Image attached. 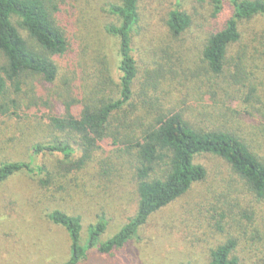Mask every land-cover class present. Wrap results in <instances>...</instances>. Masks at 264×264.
I'll return each mask as SVG.
<instances>
[{
    "label": "trees",
    "instance_id": "16d2710c",
    "mask_svg": "<svg viewBox=\"0 0 264 264\" xmlns=\"http://www.w3.org/2000/svg\"><path fill=\"white\" fill-rule=\"evenodd\" d=\"M210 1L215 14L226 6L231 16L204 39V66L192 73L191 88L203 93V87L223 86L227 96L232 97L233 90L229 89L242 86L249 88L243 102L256 99L260 104L259 90L264 91V72L260 71L264 69L256 61L264 60V45L253 48L259 58L251 55L250 48L255 35L251 25L264 20V0ZM144 2L121 0L109 8L117 23L108 25L106 30L117 39V60L113 63L100 53L89 63L86 54L74 51L75 42L60 25L57 0H0V114L10 117L14 114L12 109H19L22 104H28L32 111L44 107L55 113L48 119L36 117L31 125L41 134L30 146L27 160L0 161V186L16 175H25L55 198L56 194L70 195L71 190L81 186L80 173L96 162L98 175L105 179L115 177L110 176L117 165L129 169L137 188V212L107 241H101L108 223L105 211L98 216L97 224L88 228L85 243L81 216L61 210L46 214L49 221L68 234L71 249L64 264H80L91 250L107 255L124 247L153 215L205 182L209 172L202 158L213 156L225 163L230 178L221 192H214L212 211L221 212L211 220L213 227L227 234V239L211 251L210 264H246L237 254L239 230L259 226L256 206H264V154L259 148L264 146V140L258 141L257 147L255 141L243 138L233 129L206 126V118L205 122H195L185 111L165 105L171 103L172 94L167 90L171 87L167 83L169 78L172 81L174 69L167 77L168 62L164 64L156 57L169 51L170 38L181 39L190 31L194 20L180 9L181 0H176V8L159 24L163 30V36L159 35L161 51L152 50V65L147 66L136 58L134 47ZM237 45L240 49L235 52ZM69 56L82 59L81 66L83 59L85 62L77 73L70 67L62 77L58 60ZM141 65L145 66L143 76ZM84 70H89L86 77L81 72ZM61 77L62 83L57 86ZM236 90L241 91L238 87ZM212 96L216 98L217 94ZM187 102L185 97L182 104ZM217 109L212 114L192 111L197 113L193 114L195 118L208 116L213 120L218 116ZM253 109L264 118V104ZM46 121L49 129L45 134ZM106 147L111 149L112 158L100 161L99 157L108 154Z\"/></svg>",
    "mask_w": 264,
    "mask_h": 264
},
{
    "label": "rangeland",
    "instance_id": "374dc122",
    "mask_svg": "<svg viewBox=\"0 0 264 264\" xmlns=\"http://www.w3.org/2000/svg\"><path fill=\"white\" fill-rule=\"evenodd\" d=\"M57 1L59 10L56 11V17L60 25L65 28L67 36L75 42L74 51L86 54L89 63L100 53L102 57L107 56L115 63L118 42L115 37L107 33L106 27L117 23V19L110 14L109 8L119 4L121 0ZM143 5V19L134 34V47L136 58L144 60L149 66V63L152 65L153 60L152 50L161 51L159 35L163 36V30L159 24L163 23L169 11L176 8V0H145ZM180 9L192 17L193 26L181 36V39L170 38L169 51L165 55L160 52L156 57L157 60L162 59L164 64L168 62L167 77L171 75L170 69H174L172 81L169 78L167 83L171 87L167 89L172 94L169 97L171 103L165 102V105L176 111H185L193 121L196 120L195 122H205L207 119L206 126L218 125L233 129L243 138L255 141V145L259 147L258 141L264 140V118L260 113L254 112L253 107L260 108L264 104L262 89L259 90L260 104L256 99L244 103L249 88L237 86L241 90L239 91L233 86V89L229 90H233L231 93L234 95L228 97L222 89L223 86L203 87V93H198L193 92L189 83L194 81L192 73L204 66L202 60L204 39L230 18V8L225 6L220 14H215L214 5L210 0H181ZM251 29L255 33L252 39L253 46L250 48L252 55L255 46L264 45V20H256L252 23ZM249 38H252V34ZM239 49L240 45H237L235 52ZM255 56L260 57L258 54ZM73 57L58 60L62 77L70 67L77 73L79 67L84 65L85 59L81 66L82 59L73 60ZM256 62L264 69V60ZM141 68L140 76H143L145 66L141 65ZM95 70L94 63V68L90 69L93 72L92 76L95 75ZM88 71H81L83 77L87 76ZM262 72L264 71H260V74ZM115 73V68L112 66L113 77L117 79ZM62 77L57 86L61 85ZM253 81L257 82L255 79ZM52 88L56 87L52 86ZM113 89L117 92L115 86ZM212 93L217 94L216 98H213ZM10 97L15 98L12 93ZM185 97H188V102L183 105L182 101ZM216 107L218 116H214L213 120L208 116L194 117L201 112L212 114ZM192 110H196L197 113ZM252 112L254 115L250 116ZM11 113L14 114L10 117H2L0 114V161L5 159L25 161L28 159L30 146L38 141L37 136L41 134L31 126L34 125V120L36 117L48 119V115L55 113L52 108L44 107L32 111L28 104H22L16 110L12 109ZM43 128L46 134L49 122ZM110 150L107 148L108 154L98 159L101 161L112 158ZM259 151L264 154V146H260ZM202 162L209 172L205 182L196 185L183 198L153 215L147 225L141 228L136 237L124 247L107 255L91 250L80 264H210L211 251L227 239V234H222L213 227L214 221L211 218L221 211L218 209L212 211L211 205L216 198L214 192H221L230 174L225 163L219 158L205 156ZM98 167L96 162L87 170H83L79 175L81 186L71 190L70 195L67 196L56 194L54 198L41 191L37 183L25 175H16L1 185L0 264H64L68 260L71 249L68 234L65 229L46 218L48 212L61 210L70 215L81 216L83 243L87 239L88 228L97 224L98 216L102 215L103 211L106 212L108 223L107 230L101 238L102 242L107 241L126 226L136 215L138 207L137 188L132 182L129 169L117 165L112 169L110 176L115 177L105 179L98 175ZM83 182L86 183L85 187L82 186ZM256 212L259 226L239 230L241 235L237 254L246 264H264L262 220L264 206L257 205Z\"/></svg>",
    "mask_w": 264,
    "mask_h": 264
}]
</instances>
